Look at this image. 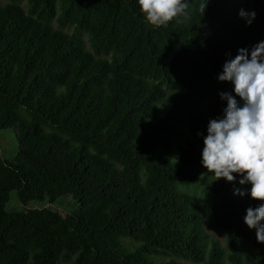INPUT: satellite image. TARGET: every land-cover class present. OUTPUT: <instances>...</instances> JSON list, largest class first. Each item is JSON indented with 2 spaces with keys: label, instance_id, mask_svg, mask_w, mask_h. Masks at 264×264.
Instances as JSON below:
<instances>
[{
  "label": "trees",
  "instance_id": "16d2710c",
  "mask_svg": "<svg viewBox=\"0 0 264 264\" xmlns=\"http://www.w3.org/2000/svg\"><path fill=\"white\" fill-rule=\"evenodd\" d=\"M202 3L153 26L136 0H0V131L20 143L13 161L0 143V264H264L243 221L259 201L199 163L232 88L217 73L264 40V0ZM67 195L78 210L29 207Z\"/></svg>",
  "mask_w": 264,
  "mask_h": 264
},
{
  "label": "clouds",
  "instance_id": "9594fccd",
  "mask_svg": "<svg viewBox=\"0 0 264 264\" xmlns=\"http://www.w3.org/2000/svg\"><path fill=\"white\" fill-rule=\"evenodd\" d=\"M136 3L145 21L153 26L188 15V0ZM206 4L200 5L202 13ZM237 14L246 25L256 16L254 10L243 8ZM226 55L230 58L223 62L216 79L229 82L232 88L231 92L218 93L226 103L221 114L207 122L199 163L214 179L231 182L238 178V183L246 187L235 188L234 195L247 194L259 201L245 209L243 221L249 229H255L257 242H264V40L250 48H238L235 56Z\"/></svg>",
  "mask_w": 264,
  "mask_h": 264
},
{
  "label": "rangeland",
  "instance_id": "374dc122",
  "mask_svg": "<svg viewBox=\"0 0 264 264\" xmlns=\"http://www.w3.org/2000/svg\"><path fill=\"white\" fill-rule=\"evenodd\" d=\"M7 1V0H3ZM24 5L26 6V2L24 1ZM186 134V131L183 130L179 136H177L176 141H181L183 136ZM0 143H1V153L5 159L10 161L15 160L17 157V153L19 150L20 143L17 139L16 133L14 129H8L4 131H0ZM50 206L54 209L59 210L62 213L72 212L79 209V205L76 204L73 200L71 195L64 196L60 198L55 204L49 205V203H39V202H32L30 203L29 207H44ZM25 208L22 202L19 201L17 193L15 191L11 192L10 200L7 204V209H22ZM204 224L207 233L210 235L211 238H216L220 241L222 246H224L227 250L229 248L226 246V234L221 229H218L213 225L211 222L210 216L205 213ZM251 248L250 245H248ZM225 264H229L228 260Z\"/></svg>",
  "mask_w": 264,
  "mask_h": 264
}]
</instances>
